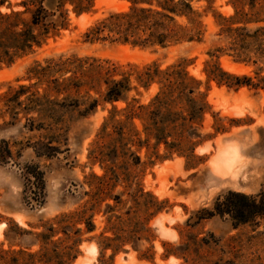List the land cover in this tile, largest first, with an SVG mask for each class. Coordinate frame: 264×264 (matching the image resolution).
Segmentation results:
<instances>
[{
    "label": "trees",
    "instance_id": "trees-1",
    "mask_svg": "<svg viewBox=\"0 0 264 264\" xmlns=\"http://www.w3.org/2000/svg\"><path fill=\"white\" fill-rule=\"evenodd\" d=\"M126 1L129 3L127 10L111 11L96 19L83 33V40L139 47L202 42L205 34L203 17L208 10H213V0H204L206 5L202 10L195 7V0ZM65 3L71 5L76 16L90 12L94 6V0H21L17 5L22 9L15 10L9 0H0V65H11L34 53L49 38L66 29L69 11L63 8ZM256 3L257 0H249L245 11L243 6L233 2L234 13L229 16L213 10L218 30L217 39L206 51L208 57L203 72L207 84L214 81L232 89L246 86L264 90V2L259 6ZM3 7L8 11H2ZM223 56L249 67V72L224 69L220 64ZM192 62V59L181 58L165 67L151 62L142 67L130 65L128 70H123L108 60L71 54L48 58L45 64L35 61L29 67V78H35L36 82L10 89L6 94H10V98L5 104L6 111L24 104L29 112L33 110L39 115L27 118L29 130L50 128L62 121L60 111L77 108L78 100L67 103L71 91L78 92L83 85L104 86L102 100L111 103L112 107L100 125L88 155L103 172L100 175L91 173L88 177L92 193L82 208L48 220L33 240L25 238L24 247L11 250L0 246V264H72L80 252L82 236L96 229L94 215H87V211H94L102 202L105 203L101 211L105 217L104 227L99 239H88L96 242L100 256L110 250L109 258L112 259L126 244L137 247L149 230V221L167 203V200H158L144 191L137 180L133 168L141 163V151L158 159L176 153L189 160L198 158L195 148L204 138L212 136L200 132L210 105L206 89L201 90L202 81L187 69ZM152 84L157 85V90L146 103H140L135 97L128 99L130 91L148 90ZM38 85H43L42 93ZM22 94L26 95L24 100H20ZM52 94H64V97L59 100L51 98ZM119 101L124 102V106L119 108L114 104ZM84 105L81 115L93 111L98 100L93 98ZM160 146L163 153H159ZM34 149L44 156L60 151L53 141L36 142ZM10 157L9 147L1 140L0 159L6 161ZM32 173L42 181L39 170ZM121 184L123 191L114 193L113 189ZM34 197L38 199L39 195L34 194ZM196 215L197 220L215 215L228 217L233 226L257 221L264 217V187L254 194L228 190L216 197L211 208H202ZM14 226L20 237L32 235L30 230ZM35 244L39 247L32 251ZM142 256L153 258L152 254L143 253ZM223 264L234 263L225 261Z\"/></svg>",
    "mask_w": 264,
    "mask_h": 264
},
{
    "label": "rangeland",
    "instance_id": "rangeland-1",
    "mask_svg": "<svg viewBox=\"0 0 264 264\" xmlns=\"http://www.w3.org/2000/svg\"><path fill=\"white\" fill-rule=\"evenodd\" d=\"M9 1L13 9H22L17 5L21 0ZM233 2L248 10L249 0H213L212 9L229 16L234 13ZM262 2L264 0H257L256 6ZM194 5L202 10L206 1L195 0ZM128 7L126 0H94L92 10L79 17L72 12L71 5L65 3L63 8L69 11L66 29L49 38L34 53L11 65H0V141L7 144L11 153L6 161L0 159V246L11 250L24 247L43 230L48 220L82 208L92 193L88 177L91 173L100 175L103 172L88 155L100 125L112 107L111 103L102 100L104 86L83 85L78 92L71 91L67 103L78 100L77 108L60 111L62 121L50 128L29 130L27 118H37L39 115L35 111L29 112L24 104L16 105L11 111L5 109L10 98V94H6L10 89L36 82L35 78H29V67L35 61L45 64L48 58L71 54L108 60L123 70H128L130 65L142 67L151 62L165 67L178 59L188 58L193 62L187 69L202 81L201 90L206 89L210 105L200 132L212 136L204 138L195 148L198 158L189 160L176 153L158 159L142 150L141 163L133 168L134 173L144 191L158 200H167L164 209L149 221V230L137 247L126 244L112 259L109 258L110 250L100 256L96 242L88 240L89 237L99 239L104 227L105 217L101 211L105 203L96 206L94 211L88 210L87 215H94L96 229L82 236L80 252L72 264H223L225 261L264 264V217L233 226L228 217L215 215L197 220L196 215L202 208H211L216 197L228 190L254 194L264 187V90L246 86L232 89L214 81L206 83L203 72L208 57L206 51L217 39L218 30L213 10H208L203 17L205 34L202 42L139 47L83 40V33L96 19ZM1 10L8 11L5 7ZM220 64L231 72L248 73L250 70L225 56L220 58ZM38 86L42 93L43 85ZM156 90V84L148 90L138 88L128 93V99L135 97L140 103H146ZM25 97L22 94L20 100ZM53 97L60 100L64 94H52ZM93 98L98 100L97 107L81 115L84 104ZM114 104L119 108L124 106L122 101ZM47 141L59 145L60 151L51 156L39 155L34 145ZM163 152L160 146L159 153ZM36 170L41 172L42 181L33 177L32 172ZM29 177L33 184L28 181ZM123 189L121 184L113 192L120 193ZM34 194L39 195L38 199ZM14 224L30 230L32 235L20 237ZM38 247L32 245L31 250ZM143 253L152 254L153 258H144Z\"/></svg>",
    "mask_w": 264,
    "mask_h": 264
},
{
    "label": "bare ground",
    "instance_id": "bare-ground-1",
    "mask_svg": "<svg viewBox=\"0 0 264 264\" xmlns=\"http://www.w3.org/2000/svg\"><path fill=\"white\" fill-rule=\"evenodd\" d=\"M83 16H84V15H82V19H83ZM86 16H87V15H86ZM79 17H80V16H79ZM80 19H81V18H80ZM80 19H79V20H80ZM227 65H228V64H227ZM224 159H225V158H224ZM225 161H226V159H225ZM218 164H219V163H218ZM223 164H225V163H223ZM231 165H232V164H231ZM212 166H213V164H212ZM218 166H219V165H218ZM218 166L216 165V167H218ZM223 166H224V165H223ZM225 166H226V165H225ZM224 168H226V167H224ZM219 169H220V167H218V170H219ZM222 172H223V171H222ZM230 173H231V172H230ZM222 174H223V173H222ZM225 174H226V173H225ZM95 246H96V245H95ZM96 248H97V247H96Z\"/></svg>",
    "mask_w": 264,
    "mask_h": 264
}]
</instances>
